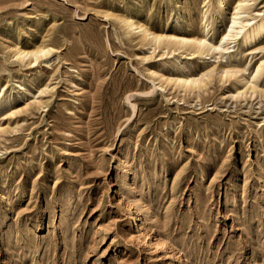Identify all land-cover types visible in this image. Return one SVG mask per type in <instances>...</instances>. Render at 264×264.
<instances>
[{"label": "rangeland", "instance_id": "rangeland-1", "mask_svg": "<svg viewBox=\"0 0 264 264\" xmlns=\"http://www.w3.org/2000/svg\"><path fill=\"white\" fill-rule=\"evenodd\" d=\"M236 1L0 0V264H264V35L176 44Z\"/></svg>", "mask_w": 264, "mask_h": 264}, {"label": "bare ground", "instance_id": "bare-ground-1", "mask_svg": "<svg viewBox=\"0 0 264 264\" xmlns=\"http://www.w3.org/2000/svg\"><path fill=\"white\" fill-rule=\"evenodd\" d=\"M227 1L228 0H215V3L213 5L215 8V11H214L215 19H220V20L224 19L225 17L224 10H225V5ZM248 3H249V0H237L235 2L232 8V12L230 10L231 13L230 15H228L229 16L228 22L226 23L225 28L223 32L221 33V38L219 39L218 44L216 45L213 43L211 44L212 41L207 42L206 32L208 33V31L206 29L204 31L203 36H200V37L192 36L189 39L181 38L179 39V41H176V44L182 47L186 45V43H188V45H190L193 48L194 50L193 53H202V52L212 53V51L214 50H220V51L227 50L228 47H226L227 46L226 44L233 42L234 40L238 38V36H240V38L242 39L243 44L251 43L252 41L255 42V41L261 40L264 35V18H258V17L256 18V16L247 18ZM251 20H254V21L250 22ZM124 22L127 28H132L134 30H137V32H140L145 39L147 37H150L151 40L155 43H158L160 42V40L163 39L161 38V36L155 35L149 32L145 27H143L142 25L136 22H133L131 20H127ZM172 38L175 39V37H172ZM49 52H50V49H46L45 47L42 48L41 46L33 50L17 49L18 58L21 60H24V58L26 57H29V58L33 57V60L36 61L39 57L48 55ZM260 66L261 65H259L258 68L256 69L255 76H258L260 73H262L263 66L262 67ZM181 81L184 85H189L190 88L191 87L193 88V86L199 84L197 79L184 78Z\"/></svg>", "mask_w": 264, "mask_h": 264}]
</instances>
